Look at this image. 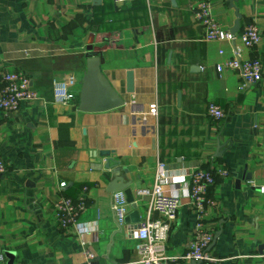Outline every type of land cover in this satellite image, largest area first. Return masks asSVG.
Segmentation results:
<instances>
[{
  "label": "crops",
  "instance_id": "obj_1",
  "mask_svg": "<svg viewBox=\"0 0 264 264\" xmlns=\"http://www.w3.org/2000/svg\"><path fill=\"white\" fill-rule=\"evenodd\" d=\"M199 1L0 0V73H26L40 95L17 113L0 109V157L8 166L0 173V264H85L87 248L95 253L93 264L136 262L138 239L118 225L107 187L115 175L131 182L137 208L129 204L126 221L137 223L135 209L143 217L148 203L138 191L153 186L160 163L168 189L182 195L169 255L188 249L197 223L185 176L224 166L230 175L211 189L218 204L205 219L220 231L211 248L220 258L214 264H264V78L242 89L237 71L225 66L234 46L264 64V0H234L233 6L205 0L230 30L240 13L237 34L256 23L263 37L254 48L239 36L206 41L193 15ZM91 34L95 51L104 53L102 71L124 106L78 108ZM128 71L134 74L132 93L126 91ZM71 75L76 102L55 103L54 83ZM154 102L157 120L148 114ZM210 102L223 108L221 119L209 116ZM62 195L86 197L79 219L87 234L59 225L54 203Z\"/></svg>",
  "mask_w": 264,
  "mask_h": 264
},
{
  "label": "built area",
  "instance_id": "obj_2",
  "mask_svg": "<svg viewBox=\"0 0 264 264\" xmlns=\"http://www.w3.org/2000/svg\"><path fill=\"white\" fill-rule=\"evenodd\" d=\"M135 0H113L117 5L126 4ZM149 1V0H147ZM194 18L201 25L203 37L206 41H230L234 42L239 36L243 45L247 48H254L263 37L259 26L252 22L237 34L230 29L221 26L212 14L210 3L205 0L199 1L194 9ZM225 66L237 71L244 89L250 85H256L264 78V64L260 57H243L241 50L236 46L232 49V55ZM222 64L217 65L221 72ZM0 109L8 114L17 113L25 103L39 99V92L32 86L29 75L22 71H5L0 73ZM76 83L74 75L64 81H58L53 86L54 102L62 105H69L76 102L78 94L73 89ZM207 112L215 120L224 116L223 108L215 102H210ZM149 116L157 120L159 115L158 103H151ZM154 184L151 188L140 189L138 196L148 197L146 213L137 223L129 224L126 221L128 212V200L124 191L114 192L111 208L115 219L120 227L124 226L138 239L137 251L139 259L134 263L113 262L111 264H171L181 261L182 264H214L220 258L212 255L209 247L214 239L215 232L205 222L210 207L217 206V199L210 195V191L217 184L218 180L230 175L229 170L224 166L212 168L199 167L188 173L184 182V191L197 217V223L193 235L188 243V249L182 254H168V240L172 228V222L176 218L182 204V195L179 188L168 189L164 183L166 172L164 164H159ZM8 171L4 159L0 157V173ZM251 182V180L249 181ZM255 183H252L254 185ZM264 194V185L259 186ZM137 202V201H135ZM88 207L86 197L77 198L60 196L54 203V212L59 225L63 229L74 230L84 235L89 232L79 219ZM85 264H93L95 253L87 248L85 250ZM4 255L0 254V262L4 261Z\"/></svg>",
  "mask_w": 264,
  "mask_h": 264
},
{
  "label": "water",
  "instance_id": "obj_3",
  "mask_svg": "<svg viewBox=\"0 0 264 264\" xmlns=\"http://www.w3.org/2000/svg\"><path fill=\"white\" fill-rule=\"evenodd\" d=\"M171 1L175 3V0ZM233 1L234 0L229 1L232 6ZM236 17L237 19L231 29L234 34L240 30V20L242 16L238 11H236ZM93 41L94 34H91L86 47V69L81 79L78 108L85 112H103L124 106L126 104L125 98L115 90L110 80L102 71L101 66L104 63V53L102 51H95ZM126 91L127 93H132L134 91L133 71H128L127 73ZM178 99H181V93H178ZM109 154L110 151H101V155ZM216 155H221L220 148H218ZM130 184L131 182L125 181L123 176L115 175L110 179L107 190L111 193L124 191L127 195L128 203L132 204L134 208H137V204L135 203L136 198L133 190L130 188ZM134 214L137 215V220L135 222H139L141 220L139 210L135 209ZM219 235L220 231L215 233L209 250L215 245ZM7 255L10 258L11 253L8 252ZM9 264H13V261L11 260ZM192 264L200 263L196 262Z\"/></svg>",
  "mask_w": 264,
  "mask_h": 264
}]
</instances>
